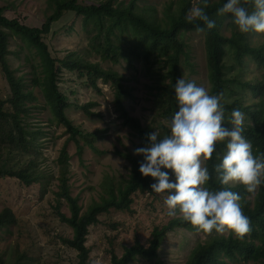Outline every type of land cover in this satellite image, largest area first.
I'll use <instances>...</instances> for the list:
<instances>
[{
  "label": "trees",
  "instance_id": "16d2710c",
  "mask_svg": "<svg viewBox=\"0 0 264 264\" xmlns=\"http://www.w3.org/2000/svg\"><path fill=\"white\" fill-rule=\"evenodd\" d=\"M138 1L132 0L129 4H125L124 1L119 2V0H102L98 4H85L83 0H47L52 12L41 27H30L18 19H10L5 14L6 9L0 7V67L11 91L9 99L0 97V120L12 129L18 146L4 150L3 145L0 144V176L18 179L28 186L45 179V175L39 170L38 161L35 158L30 159L37 152L35 148L37 133L31 131L26 123V118L32 111L31 103L36 97L32 91L27 90L23 76L16 75L8 60L11 55L10 38L18 37L29 48L34 49L40 58V70L37 72L35 69L33 83L41 87L56 123L64 126L69 134L57 160L59 170L56 177L58 184L55 192L57 202L55 209L60 221L73 230L72 237L63 238V242L78 253V264H89L90 249L86 245L87 236L89 227L98 222L99 216L111 210L130 211L133 195L138 191L151 190L155 180L151 177H143L140 173V160L144 159L143 156L136 158L119 153L132 162L130 178L120 183L118 187L108 179L105 183L107 196L101 197L100 202H94L87 211H82L79 198L71 194L69 184L71 156L67 144L69 142L76 144L77 155L82 161L85 146L100 153L96 146L98 136L84 133L67 116L66 111L73 103L60 88L63 71L66 69L77 72L80 78L87 77L89 85L98 93H101L98 81L110 84L114 89L116 111L124 120V124L142 139V147L149 143L147 135L155 130L151 126L144 127L139 119L129 114L125 102L135 97L133 89L125 84L126 79L120 72L113 68L105 69L99 63L84 61L76 53L67 55L64 59H56L45 42V36L51 33L54 23L60 21L66 13L71 12L82 17L83 27L94 33L90 39L91 50L100 55L102 60L116 65L124 61L131 70H136V61H142L147 70L157 75L155 85L157 114L161 118L172 117L179 110L174 93L175 83L182 75V56L188 55L187 44L180 36L184 32H195L198 26L204 27V25L198 20L192 23L186 20L187 13L192 8V0L172 2L166 8L164 18H158L155 10L141 7ZM226 2L227 0H210L206 9L209 17L216 23L214 29L204 31L208 78L211 84L210 94H223L221 103L225 109V126H232L230 121L233 109L245 114L242 135L253 145L254 155H259L264 153V75L260 77L254 75L249 80L243 75L230 79L226 72V56L227 51L232 50L235 60L240 65L245 58L250 57L264 71V41L255 39L254 37L257 36L255 32L240 33L231 14L216 15L217 10ZM200 3L201 0L197 5ZM174 6L176 9H173ZM225 24V32L230 31V35L223 32ZM90 25L92 30L89 29ZM111 43L122 47L119 53L107 47V44ZM233 85L239 86L240 90L237 91L239 95L231 100L227 98L226 93L228 90L235 92ZM245 91H251L258 99L246 104ZM96 105L95 102H89L79 105V108L86 116H101L100 113L92 111ZM158 132L159 138H163L170 131L165 127ZM225 151L226 142L218 143L213 157L205 161L204 166L211 173V179L205 187L210 190L221 188L216 179L214 166L221 162ZM230 190L242 196L243 211L251 224L250 233L239 238L231 233L221 235L213 231L207 241L199 243L192 250L185 264H228L226 259L264 264V184H261L255 195L247 193L241 185L232 186ZM253 195L254 198L251 199ZM64 203L67 204L70 215L62 212ZM17 224L18 218L11 208L6 207L0 212V231ZM176 228L198 232L181 216L175 217L166 225L153 230L148 246L137 242L133 246L125 247L121 256L112 254L110 264H130L138 257L154 261V264H165L158 251L167 234ZM24 260V255L17 254L12 263L6 262L26 264ZM0 264H4L2 257Z\"/></svg>",
  "mask_w": 264,
  "mask_h": 264
},
{
  "label": "rangeland",
  "instance_id": "374dc122",
  "mask_svg": "<svg viewBox=\"0 0 264 264\" xmlns=\"http://www.w3.org/2000/svg\"><path fill=\"white\" fill-rule=\"evenodd\" d=\"M83 1L85 4H98L102 0ZM120 1L129 4L132 0ZM176 1L139 0L138 4L155 10L158 18H164L166 8ZM198 1L192 0V7L197 5ZM175 6L173 9H176ZM0 7L6 9L5 14L8 18L18 19L30 27H41L52 12L47 0H0ZM89 27L92 30V25ZM89 31L83 27L82 17L70 12L54 23L51 33L45 36V42L56 59H64L67 55L76 53L84 61L99 63L105 69L113 68L120 72L126 79L125 84L133 89L135 97L125 102L129 114L139 119L144 127L151 126L155 131L164 129L166 127L164 121L172 117L161 118L157 114L155 105L157 75L147 70L142 61H136V70H131L124 61L116 65L102 60L100 55L91 50L90 39L94 33ZM225 31L226 24L223 32L230 35V31ZM180 38L186 42L188 54L182 56L181 78L195 81L198 86H204L210 92L204 32H184ZM254 38L264 41V34L257 33ZM107 47H111L116 53L122 48L115 43L107 44ZM9 50L11 55L8 60L12 69L17 76H23L27 90L32 91L36 97L31 103L32 111L26 118V123L31 131L37 133L35 140L37 152L30 159L35 158L38 161L39 170L45 175V179L28 186L18 179L0 176V212L9 207L18 218L17 225L0 231V257L4 264L12 263L17 254L25 256L26 264H78V253L63 242V238L72 237L73 230L60 221L55 209L57 204L55 192L58 184L56 177L59 170L57 160L69 134L64 126L56 123L41 87L33 83L35 69L37 72L40 70V58L36 51L18 37L10 38ZM226 63V72L230 79L243 75L249 80L254 75L258 77L264 75L263 69L250 57L245 58L240 65L235 60L232 50L227 51ZM98 85L101 93L89 85L87 77L80 78L77 72L65 69L61 76L60 88L73 103L66 111L67 116L84 133L98 136L96 146L100 153L85 146L82 161L77 155L76 144L74 142L67 144L71 156L69 182L71 194L79 198L83 212L87 211L94 202H100L101 197L107 196L105 183L108 179L118 187L120 183L130 178L132 162L119 153L139 158L140 156L134 155V150L142 147V139L124 124V120L116 111L113 87L104 84L101 80L98 81ZM233 88L235 92L228 90L226 93L227 98L231 100L239 95L237 91L240 90L236 85H233ZM10 95V87L0 67V97L7 100ZM244 96L246 104L258 99L251 91H245ZM89 102L97 103L92 111L100 113L101 116H86L79 108V105ZM0 144L3 145L4 150L18 148L14 132L1 120ZM162 171L169 170L162 169ZM169 176L174 182L175 176L171 171ZM167 195L168 193H154L152 189L145 192L138 191L132 197L130 211L111 210L101 214L98 222L89 227L86 242L90 249L89 264H110L113 253L121 256L125 247L133 246L137 242L148 246L156 227L164 226L171 219L180 217L179 214L175 217L167 215L164 204ZM254 195L250 198L253 199ZM61 210L70 215L66 203ZM210 235L201 231L192 232L176 228L165 237L158 251L160 258L165 264H185L192 250L199 243L207 241ZM225 261L228 264H256L243 260L226 259ZM130 264H154V261L138 257Z\"/></svg>",
  "mask_w": 264,
  "mask_h": 264
},
{
  "label": "clouds",
  "instance_id": "9594fccd",
  "mask_svg": "<svg viewBox=\"0 0 264 264\" xmlns=\"http://www.w3.org/2000/svg\"><path fill=\"white\" fill-rule=\"evenodd\" d=\"M210 0H201L187 13L189 23L201 21L204 27L197 32L212 30L216 23L206 9ZM250 5L251 7H248ZM231 14L242 34H264V0H227L216 15ZM179 110L165 126L170 134L159 138L158 131L147 135L149 143L134 150L143 156L139 171L156 183L152 192L168 193L164 204L167 215L179 214L197 231L212 234L231 233L243 238L251 231L249 218L244 214L242 196L231 189L241 185L247 193L255 194L264 184V153L254 155L253 145L243 135L245 114L238 109L231 112V127L224 125L223 94L212 95L195 81L177 79L174 88ZM226 142L221 162L214 166L220 190H210L205 185L211 179L204 162L216 152V145ZM175 176L170 180L169 171Z\"/></svg>",
  "mask_w": 264,
  "mask_h": 264
}]
</instances>
